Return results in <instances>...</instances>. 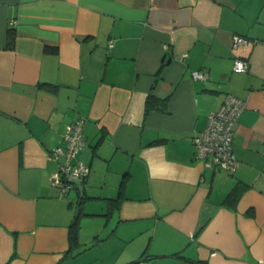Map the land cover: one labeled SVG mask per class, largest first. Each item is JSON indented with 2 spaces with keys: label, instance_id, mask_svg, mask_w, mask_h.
I'll return each instance as SVG.
<instances>
[{
  "label": "crops",
  "instance_id": "1",
  "mask_svg": "<svg viewBox=\"0 0 264 264\" xmlns=\"http://www.w3.org/2000/svg\"><path fill=\"white\" fill-rule=\"evenodd\" d=\"M234 35L257 43L232 51ZM227 95L246 101L233 174L192 143ZM81 118L89 174L60 196L49 152ZM143 255L264 264V0H0V264Z\"/></svg>",
  "mask_w": 264,
  "mask_h": 264
},
{
  "label": "built area",
  "instance_id": "2",
  "mask_svg": "<svg viewBox=\"0 0 264 264\" xmlns=\"http://www.w3.org/2000/svg\"><path fill=\"white\" fill-rule=\"evenodd\" d=\"M256 43L255 40L234 35L231 50L246 48ZM108 48H112L111 43L108 44ZM248 67L246 60L233 59V72L245 73ZM191 77L194 80L206 78L200 71L192 72ZM245 108V100L227 95L219 108L207 115L203 130L193 136L195 158L202 161L207 168L228 174H233L237 170L239 163L233 153V134ZM83 123L84 119L81 118L68 125L62 134L64 148L57 146L49 152L50 160L58 163V169L51 174L50 182L52 186L59 189L60 196L66 195L75 187L77 181L86 178L89 174V168L76 160L77 154L86 146L82 136Z\"/></svg>",
  "mask_w": 264,
  "mask_h": 264
},
{
  "label": "trees",
  "instance_id": "3",
  "mask_svg": "<svg viewBox=\"0 0 264 264\" xmlns=\"http://www.w3.org/2000/svg\"><path fill=\"white\" fill-rule=\"evenodd\" d=\"M13 45H14V34L12 32H10V34L8 35L6 48L7 49H12ZM164 102H165V100H164ZM148 109H149V99L146 101L145 111H148ZM122 185H123V183H122ZM122 185H121L120 188H122ZM238 195H239L238 188L235 187L228 194V196L225 199V202H229V201H234L235 202L237 200V198H238ZM119 198L120 197H118V199H116L115 201L118 202ZM232 207H234V206H232ZM78 218H79V215H77L74 218V220L72 221V223H71V225L69 227L68 239H69V243H70V248H76L79 245V242H78V230H79ZM144 255L138 261L130 262V263H127V264H142L144 261H146L148 259Z\"/></svg>",
  "mask_w": 264,
  "mask_h": 264
},
{
  "label": "water",
  "instance_id": "4",
  "mask_svg": "<svg viewBox=\"0 0 264 264\" xmlns=\"http://www.w3.org/2000/svg\"><path fill=\"white\" fill-rule=\"evenodd\" d=\"M78 188L80 189V191H81V186L80 185H78ZM82 192V191H81ZM82 197V196H81Z\"/></svg>",
  "mask_w": 264,
  "mask_h": 264
}]
</instances>
